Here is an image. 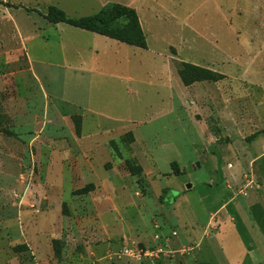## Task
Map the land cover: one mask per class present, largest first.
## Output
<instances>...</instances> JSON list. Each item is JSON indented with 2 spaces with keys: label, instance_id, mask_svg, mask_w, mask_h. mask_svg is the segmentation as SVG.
I'll return each instance as SVG.
<instances>
[{
  "label": "rangeland",
  "instance_id": "1",
  "mask_svg": "<svg viewBox=\"0 0 264 264\" xmlns=\"http://www.w3.org/2000/svg\"><path fill=\"white\" fill-rule=\"evenodd\" d=\"M71 3L76 4L78 0H36V15L28 17L17 8L33 7V0H0V249L5 248L7 254V258H0V264L8 261L37 264L27 245L36 243L34 185L43 163L39 151L54 146L55 140H64L76 130L75 120L67 124L58 114V110L62 113L67 108L57 107L44 96L30 73L24 43L18 38L14 20L25 29L33 23L36 28H43L50 24L42 17L49 6L61 9L69 18H77L61 8ZM166 6L184 21V42L179 40L175 24L163 22L144 27L146 42L156 54L139 50L140 54L135 55L131 46L119 42H116L119 47L102 46L98 49L97 65L134 80L106 77L105 83L93 86L92 101L100 111H112L120 116L128 114L118 124L101 118L102 131L114 127L115 133H153L152 145L172 141L178 146L180 154L168 147L156 153L159 170L172 172L173 162L179 172L186 167L184 174L167 182L172 186L179 184L184 197L193 202L198 217L202 218L205 196L224 192L214 167L222 173L227 165L241 167V182L225 184L233 195H239V190L248 193L261 189L260 181L251 179V160H246L249 154L236 150L241 151L251 138L264 132V120H259L264 112V90L259 92L255 88L257 84L264 88V0H167ZM79 12L91 14L88 9ZM64 36L68 42L69 37ZM73 40L79 42L81 54L86 56L83 50L86 41L79 37ZM168 45L174 48L170 47L167 52ZM167 57H172L174 74L166 70ZM69 59L72 60L71 55ZM180 61L198 64L220 76L215 81L198 80V75L186 73L185 80L198 83V88L191 92L179 79ZM127 88L131 92H126ZM172 90L180 99L185 97L182 103L174 96L173 106L170 104ZM86 127L93 129L96 123L89 121ZM200 134L205 136L203 143L207 148ZM37 136L40 137L36 139ZM124 141L127 143L130 139L126 137ZM232 144L236 149L231 150ZM126 147L127 152L122 153L136 167L137 159L131 158L132 150L129 145ZM123 155L120 157L124 158ZM124 169L125 174L128 170ZM209 181L213 189L203 185ZM171 189L179 195L170 192L167 200L171 195L176 197L175 201L184 199L183 192ZM68 214L66 204L62 205L56 230L58 237L50 241L53 258L43 264H81L83 240L89 236L76 229L74 219ZM13 256H17L16 262ZM82 264L103 263L91 257Z\"/></svg>",
  "mask_w": 264,
  "mask_h": 264
},
{
  "label": "crops",
  "instance_id": "2",
  "mask_svg": "<svg viewBox=\"0 0 264 264\" xmlns=\"http://www.w3.org/2000/svg\"><path fill=\"white\" fill-rule=\"evenodd\" d=\"M33 1V7L22 5L17 11L23 10L28 17L36 15V0ZM116 1L78 0L76 4H67V7L61 8L70 16L78 18L89 15L79 11L88 9L91 11L90 15H93L105 4ZM166 1L125 0L122 4L136 10L143 32L144 27H150L152 23H173L178 28L179 40L184 42L182 27L185 23L179 14L170 12ZM42 17L44 18L43 14ZM14 24L18 38L24 43L29 71L43 95L57 107L67 108L62 113L58 110L59 116L67 124L72 123L74 117L80 118V133L71 131L66 139L55 140L54 146L39 151L43 163L39 164L40 175L34 185L36 243L27 245L37 264L53 258L50 241L51 238L58 237L57 223L64 204L68 208V216L76 223V229L89 236L83 240L84 255H80L81 264L91 257L103 264H140L118 258L115 254L128 245H152L156 225L164 232L176 230L178 233L171 244L177 253L165 264H264V132L251 138L247 147H243L241 151L236 150L249 154L246 160H251V179L260 181L261 189L251 190L244 196L233 195L225 184L237 185L241 182V167L227 165L225 173L214 167L213 171L219 175V183L225 193L205 196L206 206H203V217L199 218L198 209L190 199L184 197L185 193L180 190L179 184L172 186L167 182L184 174L186 167L178 175L159 170L156 156L159 150L168 147L180 154V149L174 142L152 145L150 138L153 133H115L117 129L114 127L103 130L104 133L102 131L99 123L101 118L118 124L124 122V116L128 115L100 111L92 101L93 86L105 83L106 77L122 81L134 80L131 76L112 74L108 68L97 65L98 49L102 46L119 47L116 43L118 41L62 23L47 24L43 28H36V23H33L26 29L15 20ZM189 31L192 32V29L189 28ZM65 34L69 37L68 42H65ZM75 37L86 41L83 45L86 56L81 54L79 42L73 40ZM131 47L135 55L138 52L140 54L139 50L156 54L148 44L146 49ZM167 47L168 52L172 46ZM165 67L170 74L175 73L172 57H167ZM181 84L190 88L191 92L198 88V83L189 86ZM255 86L256 90L263 92V87L258 84ZM126 92L131 90L127 88ZM244 94L250 96L248 92ZM174 96L181 103L185 99H180L172 90L169 98L171 105ZM193 99L192 97L191 101ZM170 111L173 113L172 109ZM166 113L170 112L167 110ZM262 115L259 120H264ZM89 121L96 123V127L88 129L86 125ZM132 124L136 123L133 121ZM199 136L204 144L205 136ZM126 137L130 138L127 143L124 141ZM126 145L132 150L131 158L137 159L136 166L140 167L138 174L133 175L129 171L122 173L124 167L127 170L125 161L131 160L122 153L127 152ZM208 145L214 144L208 142ZM232 145L234 147L231 150L236 149L235 144ZM204 147L207 148V145L204 144ZM196 162L195 160L193 164ZM203 185L209 189L214 186L210 181ZM165 188L183 192L184 199L172 204L160 203L159 198ZM194 188L192 185L191 189ZM187 246H192L193 251L189 255H181L179 252ZM4 250L5 248L0 249V258H7ZM12 258L16 262L17 256ZM7 264L11 263L8 261Z\"/></svg>",
  "mask_w": 264,
  "mask_h": 264
},
{
  "label": "trees",
  "instance_id": "3",
  "mask_svg": "<svg viewBox=\"0 0 264 264\" xmlns=\"http://www.w3.org/2000/svg\"><path fill=\"white\" fill-rule=\"evenodd\" d=\"M44 19L53 25L60 23L66 24L80 30L116 40L128 46L141 49H146L147 47L146 37L140 25L136 10L119 3H107L97 13L79 18H69L61 9L55 6H49L44 15ZM177 73L182 83L186 86L196 82V80H185L184 75L186 73L198 75V80L215 81L216 77L220 76L210 70L186 62H181V68L178 69ZM73 120L76 121L75 132L80 133V118L77 116ZM112 146L114 147V143H112ZM125 166L133 175L140 173V167H133L132 161L130 160L125 161ZM175 166L174 162L171 163V170L175 175H178L180 172ZM170 192L177 194V191L171 188L163 189L159 198L160 203L169 204L171 200H173L172 203L175 201L176 197L174 195H171V199H166Z\"/></svg>",
  "mask_w": 264,
  "mask_h": 264
},
{
  "label": "built area",
  "instance_id": "4",
  "mask_svg": "<svg viewBox=\"0 0 264 264\" xmlns=\"http://www.w3.org/2000/svg\"><path fill=\"white\" fill-rule=\"evenodd\" d=\"M238 192V191H237ZM239 195H246L245 192L239 190ZM178 236L176 230L164 232L160 226H155L152 235V245H128L121 248L115 256L118 258H126L135 263L152 262L155 264H165L171 261L177 253L171 244ZM193 251L192 246L183 247L179 252L181 255H189Z\"/></svg>",
  "mask_w": 264,
  "mask_h": 264
},
{
  "label": "water",
  "instance_id": "5",
  "mask_svg": "<svg viewBox=\"0 0 264 264\" xmlns=\"http://www.w3.org/2000/svg\"><path fill=\"white\" fill-rule=\"evenodd\" d=\"M196 165H197V167H199V164L198 163ZM190 187H191V185H188V188H190Z\"/></svg>",
  "mask_w": 264,
  "mask_h": 264
}]
</instances>
